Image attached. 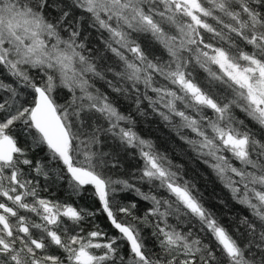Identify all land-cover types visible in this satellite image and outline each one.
<instances>
[{
	"label": "snow or ice",
	"instance_id": "obj_1",
	"mask_svg": "<svg viewBox=\"0 0 264 264\" xmlns=\"http://www.w3.org/2000/svg\"><path fill=\"white\" fill-rule=\"evenodd\" d=\"M121 97L247 210L231 231ZM117 149L142 166L114 175ZM65 183L98 207L42 195ZM0 264H264V0H0Z\"/></svg>",
	"mask_w": 264,
	"mask_h": 264
},
{
	"label": "trees",
	"instance_id": "obj_2",
	"mask_svg": "<svg viewBox=\"0 0 264 264\" xmlns=\"http://www.w3.org/2000/svg\"><path fill=\"white\" fill-rule=\"evenodd\" d=\"M91 33L90 38L94 43H99L98 33L94 30L85 27V35ZM101 51H103L101 45ZM110 57V56H109ZM198 78L203 81L204 74L202 72L197 73ZM103 87L102 85H98ZM115 99V94H113ZM122 112H132L134 119L136 120L135 131L145 139H150L154 142L157 150L165 152L174 164L183 165V175L186 179L195 183L199 189V193L202 194L203 202L206 207H209L220 219V221L232 230L234 218L238 220V214H247V210L241 205L237 204L231 197L230 192L226 189L223 183L216 177L212 170L205 165L200 159L196 157V154L190 149V147L180 139L176 131L171 124L166 123L161 119L159 115L154 113L151 108L147 107V101H144L142 108L145 111V115H140L134 111V104L125 100L123 97L119 99L117 105ZM111 150L110 148H106ZM119 151V163L120 167L114 170V175L128 176L133 171L142 166V161L139 158L135 149H129L127 152L117 149ZM147 191V186H142ZM42 195L49 197L50 199L59 200L63 203H71L76 207H84L95 209L98 207V202L91 195V190L83 192L82 195L76 196L71 193L68 185L65 183L62 186L53 185L50 192L42 193ZM123 203L127 204L130 201L137 202V208L133 210L134 215L137 217H143L148 209L151 207L145 201H140L139 198L132 194H121ZM22 215L25 213H21ZM30 215V214H29ZM130 222L138 224L141 229L142 236L149 249H153L155 246V240L152 237V228L145 224H139L132 217L127 218ZM155 223V218H152ZM96 224H99L104 231L109 235H114L115 230L111 228L106 217L98 215L95 220ZM170 223L175 224L174 218L170 219ZM183 227V226H181ZM34 235L39 237V233L35 232ZM126 251V248H125Z\"/></svg>",
	"mask_w": 264,
	"mask_h": 264
},
{
	"label": "rangeland",
	"instance_id": "obj_3",
	"mask_svg": "<svg viewBox=\"0 0 264 264\" xmlns=\"http://www.w3.org/2000/svg\"><path fill=\"white\" fill-rule=\"evenodd\" d=\"M87 26V22H85V27ZM95 32V30H94ZM96 33V32H95ZM109 56L111 55L110 53L108 54ZM149 95H154L153 93H149ZM175 122H178V119L175 121ZM184 135H191V133H188L186 131L183 132Z\"/></svg>",
	"mask_w": 264,
	"mask_h": 264
}]
</instances>
